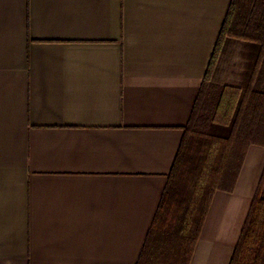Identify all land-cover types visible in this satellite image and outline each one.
I'll use <instances>...</instances> for the list:
<instances>
[{
  "label": "crops",
  "instance_id": "crops-1",
  "mask_svg": "<svg viewBox=\"0 0 264 264\" xmlns=\"http://www.w3.org/2000/svg\"><path fill=\"white\" fill-rule=\"evenodd\" d=\"M231 2L0 0V264H138ZM263 176L252 146L191 264L231 263Z\"/></svg>",
  "mask_w": 264,
  "mask_h": 264
},
{
  "label": "trees",
  "instance_id": "trees-1",
  "mask_svg": "<svg viewBox=\"0 0 264 264\" xmlns=\"http://www.w3.org/2000/svg\"><path fill=\"white\" fill-rule=\"evenodd\" d=\"M241 49L238 84L209 102L223 55ZM264 0H232L138 264H191L217 192L232 193L264 147ZM230 264H264V176Z\"/></svg>",
  "mask_w": 264,
  "mask_h": 264
},
{
  "label": "rangeland",
  "instance_id": "rangeland-1",
  "mask_svg": "<svg viewBox=\"0 0 264 264\" xmlns=\"http://www.w3.org/2000/svg\"><path fill=\"white\" fill-rule=\"evenodd\" d=\"M241 49L233 45L227 52L223 55L220 63V73L216 78L212 92L210 93L209 102L215 104L220 96V93L224 86L233 85L238 83L239 77H235V74L242 71V60L239 57ZM238 79V81H237ZM264 89V81L261 86ZM195 255V254H194ZM199 258V257H198ZM193 261V260H192Z\"/></svg>",
  "mask_w": 264,
  "mask_h": 264
}]
</instances>
